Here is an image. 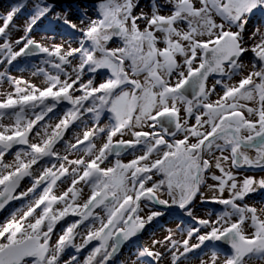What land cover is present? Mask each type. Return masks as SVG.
Instances as JSON below:
<instances>
[{
	"label": "snow or ice",
	"instance_id": "1",
	"mask_svg": "<svg viewBox=\"0 0 264 264\" xmlns=\"http://www.w3.org/2000/svg\"><path fill=\"white\" fill-rule=\"evenodd\" d=\"M3 83L0 264H264V0H17Z\"/></svg>",
	"mask_w": 264,
	"mask_h": 264
},
{
	"label": "rangeland",
	"instance_id": "2",
	"mask_svg": "<svg viewBox=\"0 0 264 264\" xmlns=\"http://www.w3.org/2000/svg\"><path fill=\"white\" fill-rule=\"evenodd\" d=\"M17 0H0V13L4 12L5 10L8 9V7L13 4V3H16ZM81 3V6H86L89 8V15H91V8L93 6V3H86V2H83V1H79ZM31 3H32V0H29V6H31ZM42 33H39L37 32V35H41ZM33 70H28V71H24V72H18V71H13L12 72V75H16V76H23L25 79H28L34 83H37V84H40L42 81H43V76H35L33 75ZM6 90H9L8 89V85L7 83H3V84H0V92H4ZM257 175L259 176L260 174L257 173ZM227 195V193L225 194ZM206 210L205 209H202L200 212H198L197 214L198 215H203L204 212ZM145 212H147V209H145ZM161 225L164 227V228H175V221H173V219L171 217H168V216H165L161 221H160ZM157 235H160V233L158 232ZM145 240L148 239V235L145 234V237H144ZM194 242V241H193ZM127 251H125L124 253V256H127ZM124 258V257H122ZM256 264H261V262L257 261Z\"/></svg>",
	"mask_w": 264,
	"mask_h": 264
},
{
	"label": "water",
	"instance_id": "3",
	"mask_svg": "<svg viewBox=\"0 0 264 264\" xmlns=\"http://www.w3.org/2000/svg\"><path fill=\"white\" fill-rule=\"evenodd\" d=\"M79 1H83V2H86V3H95V0H79Z\"/></svg>",
	"mask_w": 264,
	"mask_h": 264
}]
</instances>
